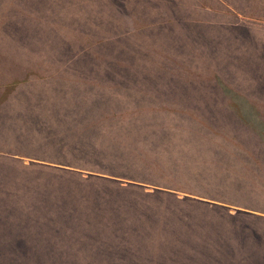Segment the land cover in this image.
I'll return each instance as SVG.
<instances>
[{
    "label": "rangeland",
    "instance_id": "obj_1",
    "mask_svg": "<svg viewBox=\"0 0 264 264\" xmlns=\"http://www.w3.org/2000/svg\"><path fill=\"white\" fill-rule=\"evenodd\" d=\"M87 95L116 99V110L124 117L133 114L134 120L160 112L170 121L186 110L264 114V0H0V114L23 110L30 115L39 105L50 106L52 113L58 102ZM23 104L35 105L23 109ZM240 117L264 141V115ZM143 125L132 121L121 128ZM41 162L0 151V181H13L16 192L32 191L28 185L37 189L40 179L52 185L59 179L56 174L22 167ZM82 173L87 179L95 175ZM25 183L30 184L21 188ZM129 184L123 181L122 186ZM6 202H0V264H21L26 254L50 253L48 240H57L53 228L51 236L32 232L36 222H24L29 207L25 211L23 205ZM197 230L212 234L206 245L212 252L199 246L202 252L192 253L189 248L195 245L187 244L186 250L179 249L177 264H242L244 227L212 218L211 225ZM235 230L238 244L232 243L238 242ZM73 239V244H60L68 246L61 254L76 257L72 264L124 262L125 257L94 255L88 246L98 244L88 238Z\"/></svg>",
    "mask_w": 264,
    "mask_h": 264
},
{
    "label": "trees",
    "instance_id": "obj_2",
    "mask_svg": "<svg viewBox=\"0 0 264 264\" xmlns=\"http://www.w3.org/2000/svg\"><path fill=\"white\" fill-rule=\"evenodd\" d=\"M114 100L87 95L58 102L53 114L50 106L35 109V104H23V109L33 107L30 115L23 110L0 114V151L42 161L22 167L59 178L52 185L40 179L39 187L28 185L32 191L27 192L12 189L13 181H0V202L9 205L7 199L25 211L29 207L24 222L37 226L31 231L51 236L53 228L57 236L48 240L50 253L26 254L21 264H72L76 257L61 254L68 246L60 244H73L79 237L98 244L88 246L94 255L125 257L123 264H177L178 251L187 244L195 245L189 248L192 253H201L199 246L212 252L206 246L212 238L199 236L193 226L212 218L245 228L242 264H264V141L258 131L250 129L238 140L236 133H218L217 126L212 134L186 129L174 120L177 115L169 121L162 117L166 113H148L134 120L133 114L122 116ZM132 121L147 125L121 128ZM82 172L95 175L87 179ZM123 181L130 182L128 187ZM147 187L157 190L147 192ZM192 197L219 206L211 210ZM231 208L243 212L233 214ZM233 234L238 242L232 243H240L236 230ZM197 258L210 261L212 255ZM232 261L226 264H237Z\"/></svg>",
    "mask_w": 264,
    "mask_h": 264
},
{
    "label": "crops",
    "instance_id": "obj_3",
    "mask_svg": "<svg viewBox=\"0 0 264 264\" xmlns=\"http://www.w3.org/2000/svg\"><path fill=\"white\" fill-rule=\"evenodd\" d=\"M193 110V109H192ZM194 111V112H193ZM192 112L190 110H186V112H181L179 113L174 120H177L178 124L184 127V128H191V129H196V128H202L203 133H209L212 134V130H215L214 127L217 126V132L218 133H236L235 138L237 137L238 140L246 137L249 134L250 129H252L250 126H248V123L246 120L247 118H241L240 116H250V115H264L262 113H236L232 111V113H229V115H223V114H216L212 112H206V111H197L193 110ZM176 115V114H175ZM213 116H219L221 120L212 118ZM237 117V118H236ZM223 120V121H222ZM219 127V128H218ZM228 134V133H227ZM225 134V135H227ZM191 199H196L197 201H201L204 205L208 206L211 210L213 206H219L218 203L212 202V200H207V199H202V198H191ZM214 203V205H212ZM209 210V209H208ZM210 213L212 211L209 210ZM232 213V212H231ZM212 217V216H211ZM212 224V219L209 220H203L201 223H196L198 227L201 226V228L211 225ZM193 224L194 228L197 230V226ZM196 233L201 236H207L201 235L198 230ZM212 234H209V238H211ZM212 242V239L210 240Z\"/></svg>",
    "mask_w": 264,
    "mask_h": 264
}]
</instances>
